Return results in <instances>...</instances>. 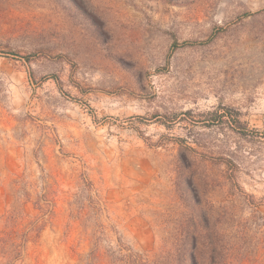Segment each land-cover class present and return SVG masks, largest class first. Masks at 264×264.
Returning a JSON list of instances; mask_svg holds the SVG:
<instances>
[{
    "label": "rangeland",
    "instance_id": "374dc122",
    "mask_svg": "<svg viewBox=\"0 0 264 264\" xmlns=\"http://www.w3.org/2000/svg\"><path fill=\"white\" fill-rule=\"evenodd\" d=\"M143 263L264 264V0H0V264Z\"/></svg>",
    "mask_w": 264,
    "mask_h": 264
},
{
    "label": "trees",
    "instance_id": "16d2710c",
    "mask_svg": "<svg viewBox=\"0 0 264 264\" xmlns=\"http://www.w3.org/2000/svg\"><path fill=\"white\" fill-rule=\"evenodd\" d=\"M212 114V120H220V121H225V116H227L225 113H220V112H218V111H214V112H212L211 113ZM231 117V116H230ZM232 119V121H234V123H235V125H239L240 124V121L238 120V119H235V118H231ZM238 127V126H237ZM176 245V244H175ZM178 246V245H177ZM138 260H139V258L138 257H136ZM149 257H147V259H148ZM137 261V260H136ZM141 261V260H140ZM172 261H174L175 263H179V261H180V255H179V253H177L176 255H174V257H173V259H172ZM142 263V262H141ZM144 264V263H143Z\"/></svg>",
    "mask_w": 264,
    "mask_h": 264
}]
</instances>
